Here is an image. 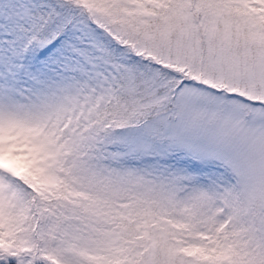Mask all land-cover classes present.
Wrapping results in <instances>:
<instances>
[{
	"label": "snow or ice",
	"instance_id": "1",
	"mask_svg": "<svg viewBox=\"0 0 264 264\" xmlns=\"http://www.w3.org/2000/svg\"><path fill=\"white\" fill-rule=\"evenodd\" d=\"M0 264H264V0H0Z\"/></svg>",
	"mask_w": 264,
	"mask_h": 264
}]
</instances>
